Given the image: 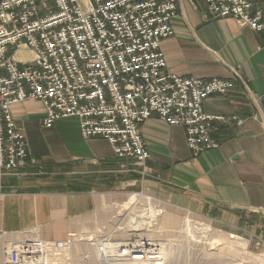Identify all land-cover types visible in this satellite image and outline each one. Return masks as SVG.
<instances>
[{
	"label": "crops",
	"instance_id": "obj_1",
	"mask_svg": "<svg viewBox=\"0 0 264 264\" xmlns=\"http://www.w3.org/2000/svg\"><path fill=\"white\" fill-rule=\"evenodd\" d=\"M252 2V12L264 14V0ZM171 24L174 33L162 42L169 71L235 82L228 93L203 102L205 113L223 117L210 131L219 146L195 155L183 126L153 115L140 125L150 152L142 174L133 159L116 156L108 140L83 137L78 118L46 127L43 102L12 104L28 156L22 167L0 175V233L36 230L43 238H64L126 188L234 230L250 214H264V27L213 18L206 0H178Z\"/></svg>",
	"mask_w": 264,
	"mask_h": 264
},
{
	"label": "built area",
	"instance_id": "obj_2",
	"mask_svg": "<svg viewBox=\"0 0 264 264\" xmlns=\"http://www.w3.org/2000/svg\"><path fill=\"white\" fill-rule=\"evenodd\" d=\"M206 2L213 18L264 27L252 0ZM177 10L178 0H0V175L28 156L25 133L10 112L26 99L43 102L46 127L76 117L83 137L108 140L116 156L133 159L143 174L150 152L140 125L153 115L183 126L195 155L217 148L210 131L223 117L205 113L203 102L235 82L168 70L162 42L174 33ZM84 237H31L14 244V257L20 264H58L81 241L94 245L99 259L115 255L117 243Z\"/></svg>",
	"mask_w": 264,
	"mask_h": 264
},
{
	"label": "rangeland",
	"instance_id": "obj_3",
	"mask_svg": "<svg viewBox=\"0 0 264 264\" xmlns=\"http://www.w3.org/2000/svg\"><path fill=\"white\" fill-rule=\"evenodd\" d=\"M143 171L142 169V174ZM140 194L146 195L145 192L128 188L112 194L101 210L97 209L92 213L88 224L78 230L70 231L83 237L103 236L107 242L113 243V246L114 243L120 244L121 248H118L120 253L115 249V255L104 261L98 258L94 245L81 241L76 244L68 256L69 259L58 264H264V214H250L247 222L234 230L218 226L207 216L178 210L153 197H150L146 204L135 203L133 206H126L130 196L139 198ZM127 208L129 213L126 212ZM143 208L146 211H143ZM159 209L185 221V227L180 234H174L171 230L159 231V226H155V222L160 221V215H155ZM120 211L122 213H119ZM142 215L151 216L147 221H153L152 226L145 227L140 222L139 216ZM142 221L146 219L143 218ZM200 224H211L213 231L206 226H201L203 229H200ZM220 234L223 236L219 237ZM18 235L21 238H17ZM233 235L249 241L247 250H237L228 245L227 240H232ZM35 236H38L36 230L28 233H0V241L9 240L6 247L0 242V264H20L14 257V244Z\"/></svg>",
	"mask_w": 264,
	"mask_h": 264
},
{
	"label": "bare ground",
	"instance_id": "obj_4",
	"mask_svg": "<svg viewBox=\"0 0 264 264\" xmlns=\"http://www.w3.org/2000/svg\"><path fill=\"white\" fill-rule=\"evenodd\" d=\"M129 201L126 203V206L128 207H130L131 205L133 206L135 203H138V204H140V203H142V205L143 204H146V201H148L149 199H151L150 197H148V196H146V195H142V194H140V197L139 198H135V197H133V196H130L129 198ZM148 205V204H147ZM123 209H125V208H123ZM150 210H154V209H151V208H149ZM128 211V208H127V210H126V212ZM143 211H146V209L145 208H143ZM119 213H122V211H120ZM128 213H129V211H128ZM169 213V212H168ZM168 213H166V212H163V211H161L160 209L159 210H157L156 212H155V215H160L159 216V220L160 221H156L155 222V226H159V228H160V230L159 231H168V230H171V232L173 231V233L174 234H180L181 233V230L185 227V221L184 220H179V219H177V218H175L174 216H172V215H170V214H168ZM140 217V219H141V223L142 224H144L145 225V227H150V226H152V224H153V221H151V222H149V221H147L148 220V218H151V216H145V215H142V216H139ZM143 218H145L146 219V221H142L143 220ZM157 219V218H156ZM121 221V220H120ZM136 221H138V220H136ZM139 222V223H140ZM149 222V223H148ZM106 224V223H105ZM201 226L202 227H204V226H206V227H208L210 230H212L213 231V229H212V226H211V224H208V225H201L200 224V229H203V228H201ZM40 229V228H39ZM38 229V230H39ZM36 232H38V231H36ZM40 233V232H39ZM173 235V234H172ZM223 235L222 234H220L219 235V237H222ZM20 236L18 235L17 236V238H19ZM21 238V237H20ZM169 238V237H168ZM225 238V237H224ZM228 238V237H227ZM226 238V239H227ZM226 239H225V241H226ZM224 240V239H223ZM228 241V245H230V246H233L234 248H236L237 250H241V251H245V250H247V248H248V243H249V241L247 240V239H245V238H242V237H239V236H237V235H233V239L232 240H227ZM1 242V245H4V247H6L7 246V244H9L8 242H9V240H7V241H0ZM156 242V241H155ZM116 244V243H115ZM11 245V244H10ZM9 245V246H10ZM227 246V245H226ZM77 247H79V246H77ZM121 248V245L119 244H117L116 245V247H115V249H118V248ZM80 248V247H79ZM82 248V247H81ZM145 248V247H144ZM114 249V250H115ZM3 250H4V248H3ZM129 251V250H128ZM145 251V250H144ZM79 252V251H78ZM133 252H135V251H133ZM127 253V252H126ZM130 253V252H129ZM128 254V253H127ZM81 255V254H80ZM137 255V254H136ZM135 255V256H136ZM138 256V255H137ZM142 256V255H141ZM150 256V255H149ZM154 256V255H153ZM143 257V256H142ZM145 257V256H144ZM71 258V257H70ZM80 258H81V256H80ZM116 258V257H115ZM122 258V257H121ZM146 258V257H145ZM161 258V257H160ZM69 259V258H68ZM107 259H109V258H106V259H104V261H107ZM119 259V258H118ZM132 259V258H131ZM133 259H134V257H133ZM156 259V258H155ZM159 258H157L156 260H158ZM127 260V259H126ZM129 260V259H128ZM156 260H155V262H156ZM160 260V259H159ZM163 261H164V259H163ZM154 263V262H153ZM157 263H160V262H157ZM156 264V263H155Z\"/></svg>",
	"mask_w": 264,
	"mask_h": 264
}]
</instances>
